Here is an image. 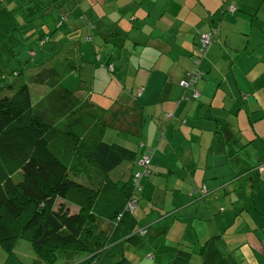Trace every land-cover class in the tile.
I'll return each mask as SVG.
<instances>
[{"label": "crops", "instance_id": "0c3cea01", "mask_svg": "<svg viewBox=\"0 0 264 264\" xmlns=\"http://www.w3.org/2000/svg\"><path fill=\"white\" fill-rule=\"evenodd\" d=\"M84 1L45 2L43 8H59L57 23L67 17L64 32L51 36L52 31L41 34L34 29L24 44L50 35L46 44L50 42L52 49L61 50L53 62L71 56L82 68L85 61L102 64L98 70L102 71L104 96L93 98L95 70L92 88L84 92L82 86L78 87L81 91L76 96L82 100L79 102L84 112L72 120L77 118L80 127L93 119L91 126L84 128L83 137L94 132L93 139L102 137L106 142L108 129L129 136L122 146L135 154V160L127 162L125 181L139 170L138 160L154 152L152 172L142 180V201L134 213L137 229H146L147 235L129 247L128 259L169 264L181 250L193 253L194 260L206 241L221 236L240 264H264V0H235L238 12L231 14L224 12L223 0H95L87 8L83 7ZM0 3L22 16L25 9H34L29 0ZM216 27L217 43L206 56L197 57L201 35ZM108 43L112 44L106 58L97 50L108 47ZM125 51L139 53L137 77L147 82L137 88V96L135 89L117 76L118 70L121 74L125 68ZM52 53L56 50L50 55L43 53V57L50 59ZM4 57L18 60L20 55H4L0 62L5 65ZM115 58L121 60L120 68L113 63ZM107 65H112L114 71L110 72ZM88 70L84 67L81 73L85 80L92 76ZM196 70L204 73L196 86L198 100L192 97L193 89H183L179 84ZM6 72L0 70V75L9 73V86L19 88L13 80L23 71ZM70 75L71 79L79 76L76 72ZM159 83L157 93L155 85ZM7 84H0V98L13 94L6 90ZM63 84L71 89L65 81ZM115 86L123 89L117 91ZM111 88L114 93H108ZM126 89L131 95L121 101ZM30 90L35 103H41L50 92L46 84L33 83ZM88 99L95 107H86ZM87 109H97L100 115L94 111L97 117H88ZM122 109L129 113L121 114ZM165 113L172 114V118L163 120ZM75 170L82 173L73 176L79 183L103 185L97 170L89 173L81 166ZM17 174L22 175V171ZM204 186L206 197L202 198L200 192L188 196L192 187ZM164 190L171 192L169 198H164ZM141 197L151 203L158 200L162 208L155 213ZM70 209L71 213L78 212L76 207ZM102 226L109 228L105 221ZM88 258L63 251L55 264H87ZM36 264L46 263L38 258Z\"/></svg>", "mask_w": 264, "mask_h": 264}, {"label": "trees", "instance_id": "16d2710c", "mask_svg": "<svg viewBox=\"0 0 264 264\" xmlns=\"http://www.w3.org/2000/svg\"><path fill=\"white\" fill-rule=\"evenodd\" d=\"M223 2L225 13L238 12L235 0ZM49 6L32 13L25 9L22 16L0 3V58L6 54L20 55V48L35 22L46 21L45 17L55 12ZM209 15L210 12L206 17ZM64 18L55 23L51 36L61 31ZM204 34L218 36V27L201 37ZM42 38L37 42L38 50L29 49L34 53L30 61L42 68L33 83L50 88L41 103L32 99L30 86L25 84L14 89L9 86L10 74L0 75V84L8 83L6 90L13 91L11 96L0 98V248L12 255L18 242L26 240L46 264H55L58 253L63 251L88 255L87 264H133L127 257L129 247L147 235L146 230V233L137 232L134 215L124 213L128 200L136 196L134 175L120 182L112 180L109 174L122 164L133 162L135 154L120 144L103 142L102 137L93 139L94 132L83 137L84 128L90 127L93 119L85 125L81 123L80 127L77 118L72 120L84 112L77 92L92 88L93 72L102 64L85 61L87 67H84L92 73L85 80L81 76L84 67H79L74 57L53 62L61 50L47 47L46 43L41 45ZM216 39L210 42L205 56L217 43ZM200 46L201 43L199 51ZM61 49L65 51L64 45ZM55 50L50 59L43 57V53L50 55ZM47 64L50 67H45ZM6 66L0 62L1 72L8 71ZM107 66L110 72L114 71L112 65ZM73 72L79 76L71 79ZM21 75L22 72L16 77ZM87 104L86 107L89 104L95 107L90 99ZM94 111L100 115L97 109ZM94 111L87 109L86 114L96 118ZM125 113L129 111L121 110V114ZM79 166L89 173L97 170L104 179L103 185L87 186L75 180L73 176L82 175L80 170H75ZM19 170L22 175L17 174ZM70 207H76L78 212L71 213ZM104 221L108 222V229L103 228ZM233 252L219 236L206 241L197 254L201 264H240ZM193 258V253L180 250L169 264H193Z\"/></svg>", "mask_w": 264, "mask_h": 264}, {"label": "rangeland", "instance_id": "374dc122", "mask_svg": "<svg viewBox=\"0 0 264 264\" xmlns=\"http://www.w3.org/2000/svg\"><path fill=\"white\" fill-rule=\"evenodd\" d=\"M45 2H48V0H31L30 5L34 9L32 11H29V12L32 13V12H34L36 10H40L41 8L44 7V3ZM94 2H95V0H85L83 2V7L87 8L91 4H93ZM56 9H59V8H54L52 11H54ZM132 10H134V9H132ZM58 13H59V11L56 10L52 15H49V16L45 17V18H47L46 22L45 21H37V22H35L34 28L32 30L38 29L41 32V34H44L47 31V33L50 34L51 31L55 28L56 20L59 17ZM36 17H39V15H37ZM21 19L22 18H19V20H21ZM45 23H47L49 28L46 27L47 25L46 26H44V25L41 26L42 24H45ZM63 32H64V28H62L61 31H57L56 33H63ZM110 44H112V43H108L107 44L108 47H103L101 51L97 50V53L101 54V55H104V56L105 55H110V54H108L110 52V50H109V48L111 46ZM122 44H124V41L122 42ZM91 45H92L93 49L96 48L95 44L92 43ZM49 46H51L50 42L47 44V47H49ZM121 47H122V45H121ZM29 49H34V50H38L39 49V47L37 45V42H35V40H32L31 42H27V43L22 45V47L20 48V51L21 50L22 51H21V54H20V57L18 58V60H8L5 57L3 58L5 60V66L7 65L6 69L8 71H12V70H22L23 71V75L15 78L13 80L15 86H17V87H20V86L25 85V84L30 86V87L33 86V80L35 79V76L38 74V72L40 70H42V69L37 68V66H34L33 62L30 61V58L32 56H31V53L29 52ZM198 54H199V49H197V55L196 56H198ZM138 56H139L138 52H134V51L127 52V51H125L124 55H123V57H124L123 61H124L125 68L123 67V69L121 71L122 72L121 74H119V70L117 72V76L119 78L123 79V82L125 84H127V86L129 88L132 87V88L135 89L134 94L136 96H137V88L140 87V84H142L143 86L147 85V82L144 80V78L137 77V73L139 71V70L137 71V63L139 61ZM72 61H68V64L69 65L72 64ZM113 63H116L117 66L120 68L121 60H117L115 58V59H113ZM128 65L130 66V68L127 67ZM101 74H102V71L98 70L97 79H96V81L94 83V86H93V91L95 92L93 98L104 96L103 84L101 82ZM106 75L108 76V74H106ZM186 80H188L187 76L182 81H186ZM181 82L179 83L180 86H181ZM89 83L90 82H87V84H89ZM160 87H161V83H159L158 85H155V88H157V93H158V89ZM182 88L183 89H187V88H184V87H182ZM117 89H123V86H115V90H117ZM117 91H119V90H117ZM125 92L126 93L122 97L121 101H126L128 96L131 95V93H129L127 91V89L125 90ZM108 93H114L113 89L111 88V90ZM35 97L37 98V95H35ZM199 98H200V92H199ZM198 99H195V100H198ZM154 100H156V99H154ZM122 112H123V109H122ZM165 117H166V119H168L167 113H165L162 116V119L164 120ZM102 126H103L102 123H100L98 125L99 128H101ZM107 133L109 135L105 136L106 142L117 143V144H121V145H126L127 144L126 143L127 142L126 139L129 137L128 135L121 134V133L117 132L114 129H108ZM178 133L179 132H177V134ZM153 154H154V152H153ZM139 160H138V162H139ZM138 162H137V164H138ZM127 164L128 163H124L121 166L117 167L115 170L111 171L110 174H109L111 179L114 180V181L120 180V182H125V180L128 178V172L126 171ZM151 164H152V162H151ZM138 167H139V165H138ZM139 171H141L140 167H139L138 172ZM136 174L137 173L134 174L133 179H132L134 192H136L135 191V176H136ZM141 185L143 186V181H142ZM194 188H196V187H192L191 191L187 192L188 196H190L191 193L199 192V191H195L196 189H194ZM142 189H143V187H142ZM200 189L201 188H197V190H200ZM141 193H142V190L140 192H138V193L136 192V196L134 197V199L136 200L135 209L133 211H129L127 209L129 201H131L133 199V198H130L128 200L126 206H125L124 213H128V214L131 213L132 215H134V213H135V211L137 210V207H138L139 196H140ZM163 193H164V198H167V197L169 198L171 196V195H169L171 192L168 193L167 191L164 190ZM141 198H143V197H141ZM141 201L142 200H140L139 202H141ZM156 202H158V200ZM156 202L153 201V203H151V201H147V197L143 198V203H145L146 206H148V204H149L152 207L153 211H155V213L158 212V208H162V205L161 204H157ZM252 208L254 209V207H252ZM140 209H141V205L139 206V210ZM163 214H166V213L163 211ZM261 218H263V217L261 216ZM263 220H264V218H263ZM145 230H144V228L143 229H138L137 232L138 233H146ZM36 259H38V256L35 254L34 250L32 249L31 244L28 241H26V240H20L18 242L16 250H15V252L12 255H9L8 253H6L5 251H3L0 248V264H36ZM132 262H133V264H154L155 263V262L144 261V260H140V259H135V261H132ZM201 262H202V260L198 256V257H195V259L193 260L192 263L193 264H201Z\"/></svg>", "mask_w": 264, "mask_h": 264}, {"label": "built area", "instance_id": "2783aa9c", "mask_svg": "<svg viewBox=\"0 0 264 264\" xmlns=\"http://www.w3.org/2000/svg\"><path fill=\"white\" fill-rule=\"evenodd\" d=\"M215 35L206 34L203 35L201 38V49L199 51V54L197 57L202 58L206 54V49L209 46L210 42H212ZM48 39H45L42 41V44L45 43ZM204 73L201 71L196 70L194 73L188 74V80L182 81L181 86L187 89H193V98L198 99L199 98V91L196 89L197 84L203 79ZM172 114H167L168 119L170 120L172 118ZM152 152L149 151L147 154H145L138 162L139 167L141 168V171H139L135 176V191L140 192L142 190L141 181L149 176L151 174V162H152ZM199 191L201 195H207L208 190L204 186ZM136 207V200L133 198L131 201H129L127 209L129 211H133Z\"/></svg>", "mask_w": 264, "mask_h": 264}, {"label": "clouds", "instance_id": "9594fccd", "mask_svg": "<svg viewBox=\"0 0 264 264\" xmlns=\"http://www.w3.org/2000/svg\"><path fill=\"white\" fill-rule=\"evenodd\" d=\"M60 25H61V24H60ZM60 25H59V26H60ZM48 36H49V35H46L44 38H42V40H41V42H40L41 45H43V44H42V41H43V40L48 39L47 41H45V43H47V42L49 41V37H50V36H49V37H48ZM50 38H51V37H50ZM31 54L34 55L33 52H31Z\"/></svg>", "mask_w": 264, "mask_h": 264}]
</instances>
